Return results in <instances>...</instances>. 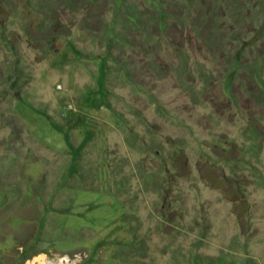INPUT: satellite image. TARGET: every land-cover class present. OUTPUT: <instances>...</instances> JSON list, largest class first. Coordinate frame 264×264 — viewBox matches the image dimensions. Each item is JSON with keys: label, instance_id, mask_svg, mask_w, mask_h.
<instances>
[{"label": "rangeland", "instance_id": "1", "mask_svg": "<svg viewBox=\"0 0 264 264\" xmlns=\"http://www.w3.org/2000/svg\"><path fill=\"white\" fill-rule=\"evenodd\" d=\"M74 3L0 0V264H264V0Z\"/></svg>", "mask_w": 264, "mask_h": 264}, {"label": "trees", "instance_id": "2", "mask_svg": "<svg viewBox=\"0 0 264 264\" xmlns=\"http://www.w3.org/2000/svg\"><path fill=\"white\" fill-rule=\"evenodd\" d=\"M85 0H75V3H77V2H84ZM74 3V4H75ZM88 4H89V2H87ZM98 12H100V8H99V10H98ZM90 24H92L93 23V21H91L90 20ZM260 56V55H259ZM261 59H262V62H263V64L262 65H264V56H262L261 57ZM249 96H251V95H249ZM252 97V96H251ZM35 196V195H34ZM38 200V199H37ZM58 216V215H57ZM7 218H10V217H6V218H4L3 220H2V222L3 223H5V221H6V219ZM7 230H3L1 227H0V247H3V244H5V242H6V237H7ZM36 234V232H34V235ZM32 238H34V239H36L37 237L35 236H33ZM30 241V240H29ZM29 241L28 242H26V241H22V242H19L21 245L22 244H24L25 245V242H26V245L29 243ZM47 245H49V246H51L52 247V245H54V246H56V245H58L57 244V242L56 241H52V240H49V242L47 243ZM113 246H114V248L113 249H116V256L115 257H118L119 258V256H124V260H125V263L124 264H128L129 263V259H130V249H126L124 246L123 247H121V245L120 246H118V244H113ZM24 247V246H23ZM4 248V247H3ZM13 248V250L15 251V249H16V247H12ZM5 249V248H4ZM84 249H87V248H75V249H73V251H78V252H81L82 250H84ZM95 249L97 250V251H99V249H100V246L98 245V244H96V247H95ZM135 250H137V248L135 249ZM42 251V250H41ZM134 251V250H133ZM133 251H131V252H133ZM16 253H17V249H16ZM18 253H19V251H18ZM37 253H40V251H38V249H36L35 250V252H34V254H37ZM0 255H3L2 253L0 254ZM142 255V254H141ZM19 256V254H16L15 255V258H13L14 260H15V262H17L16 264H21L20 263V261H19V258L20 257H18ZM26 256H28V255H26ZM137 256V255H136ZM139 256V255H138ZM135 256H133V257H131V258H134ZM3 258V257H2ZM109 262L110 263H108V264H112V262L113 261H110L109 260ZM79 264H91L86 258L84 259V260H82L81 261V263H79Z\"/></svg>", "mask_w": 264, "mask_h": 264}]
</instances>
